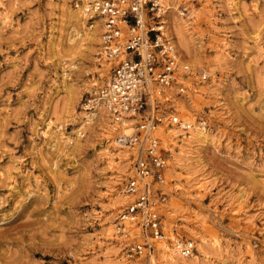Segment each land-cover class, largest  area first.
I'll list each match as a JSON object with an SVG mask.
<instances>
[{
	"label": "rangeland",
	"instance_id": "374dc122",
	"mask_svg": "<svg viewBox=\"0 0 264 264\" xmlns=\"http://www.w3.org/2000/svg\"><path fill=\"white\" fill-rule=\"evenodd\" d=\"M171 2L168 30L197 89L180 116L204 118L210 140L191 138L184 162L183 142L160 132L163 230L171 244L193 241L187 262L264 264V0ZM78 3L0 0V264H163L159 242L150 260L126 255L139 226L117 231L135 158L116 143L117 125L101 111L75 133L109 68L97 21L96 37L83 39ZM173 20L186 28L185 47Z\"/></svg>",
	"mask_w": 264,
	"mask_h": 264
},
{
	"label": "built area",
	"instance_id": "2783aa9c",
	"mask_svg": "<svg viewBox=\"0 0 264 264\" xmlns=\"http://www.w3.org/2000/svg\"><path fill=\"white\" fill-rule=\"evenodd\" d=\"M83 8L89 24L99 23V59L109 66L104 82L83 106L93 117L100 109L107 111L119 128L116 143L135 154L133 174L122 189L128 200L117 230L128 236L123 221H133L141 228V238L126 245V255L150 260L156 244L165 242L187 256L193 241L169 243L161 221L167 150L161 146L159 128L175 125L188 131L194 123L207 125L202 117L189 122L180 116V102L197 89L189 85L190 66L179 61L168 30L169 0H85ZM206 78L202 73L201 79Z\"/></svg>",
	"mask_w": 264,
	"mask_h": 264
},
{
	"label": "bare ground",
	"instance_id": "6f19581e",
	"mask_svg": "<svg viewBox=\"0 0 264 264\" xmlns=\"http://www.w3.org/2000/svg\"><path fill=\"white\" fill-rule=\"evenodd\" d=\"M171 1V0H170ZM84 2H85V0H81V4L80 3H78V4H76V7H80V10H81V14H80V11H79V14L80 15H78V16H81L82 18H87V15L85 14V12H84V8H83V4H84ZM172 3V2H171ZM173 4V3H172ZM176 4V3H175ZM173 6H174V4L173 5H170V7L171 8H173ZM171 10V9H170ZM176 10V9H175ZM173 12H174V10H173ZM180 13H181V11H180ZM76 16V15H75ZM77 16V17H78ZM177 16V15H176ZM175 17V16H174ZM172 19V18H171ZM176 19V18H175ZM178 19H179V17H178ZM83 20V19H82ZM81 20V21H82ZM180 20V19H179ZM185 20V19H184ZM87 21V20H86ZM171 21V20H170ZM181 21V20H180ZM98 22V21H97ZM172 24L170 25V26H172V30L174 31V35H176V37L178 38V40H179V42L185 47L186 45H187V41H186V34H185V26H183L178 20H173L172 22H171ZM99 24V23H98ZM170 24V23H169ZM187 26V25H186ZM85 29H84V34H85V36H84V38L83 39H86V41L89 39H92L93 37H94V35H95V37H96V34L97 33H95V32H97V30H98V26L97 25H95V24H89V25H85V27H84ZM185 28V29H184ZM175 37V36H174ZM94 39V38H93ZM91 42V41H90ZM97 54H98V52H97ZM94 58V57H93ZM98 58V57H97ZM108 65V64H107ZM182 103H180V105H181ZM180 105H179V107H180ZM184 107V106H183ZM188 108V107H187ZM182 109V108H181ZM180 108H179V110H181ZM83 110L85 111V113H86V115L84 116V118L82 119V121H80V123H79V127H77L76 128V132L75 133H77V135H79L78 133H80V134H82L81 133V128L83 127L82 125H85L84 123H88L91 119H93L94 117V112H91V111H87L86 110V107H85V105L83 106ZM183 110V109H182ZM184 110H186V108L184 109ZM183 110V111H184ZM102 111V114L103 115H109L108 114V112L107 111H105V110H103V109H100V112ZM190 112V111H189ZM82 113V112H81ZM184 113H185V111H184ZM85 117H86V119H85ZM109 119H111L112 120V118L110 117ZM189 122H194V121H192V120H190L189 119ZM50 123H52V121L50 122H48L47 124H46V126H47V129L46 130H44V131H42V133L45 135V134H47L48 133V127H49V124ZM81 123H82V125H81ZM111 126V125H110ZM110 126H109V129H110ZM108 127V126H107ZM193 127H195L194 129H192ZM192 128H190V129H192V130H188V131H184V130H182V129H180L179 127H177V126H175V125H170V126H167V127H160L159 128V135H160V132H161V135H162V137L164 138V140H168V139H170V138H179V140H181L183 143L180 145L181 146V149H180V151L178 152V157H179V161H181V159H182V161H186V160H188V157L190 156V154H188L187 152H186V149L187 148H190V147H192V146H194V145H196V144H194V143H192V140H191V138L192 139H196V141H198L199 143H207V142H209V140H210V133H209V131H208V129H206V127H198L197 125H195V123H194V126H193ZM118 128V127H117ZM112 129H115L114 127L112 128ZM74 130V129H73ZM189 131H190V135H188V133H189ZM118 132H119V130H118ZM71 133V132H70ZM113 133V132H112ZM187 133V134H186ZM81 136V135H80ZM75 137V136H74ZM76 138H77V136H76ZM162 138V139H163ZM59 139L60 140H62L63 142L62 143H64V144H66V142L67 141H69L70 140V136L69 135H67V136H63V132H61V136L59 137ZM72 139V138H71ZM58 141V140H57ZM211 143V142H210ZM179 144V143H178ZM194 144V145H193ZM118 147V146H117ZM121 149L122 148H124V147H121V146H119ZM185 147V148H184ZM125 152H123V153H127V149H123ZM168 150V149H167ZM60 151V150H59ZM129 153V152H128ZM109 155V154H108ZM109 157H111V156H109ZM113 160V158L111 157V160H108V162L109 163H111V161ZM123 223L125 224V230H131L130 232H134L133 230H135V229H137L138 228V226L137 225H135V222H133V221H130V220H124L123 221ZM137 226V227H136ZM136 227V228H135ZM133 228H135V229H133ZM118 231V230H117ZM138 232V231H137ZM131 234V233H130ZM139 235V234H138ZM196 235V234H195ZM132 236V235H131ZM198 237V238H197ZM196 238L197 239H199V249H200V251L199 252H202L204 255L206 254V252H205V243H206V239L203 237V236H201V235H199L198 234V236H197ZM175 241H173L172 243H174V242H176V241H178L179 239H174ZM159 247H157V251H158V253H157V255H159L158 257L161 259H159L160 261H161V263H163V264H194V263H191V262H187L188 260H189V258H191L193 255H192V252L189 254V255H187V256H183V255H181V254H179L175 249H171V247H169L168 245H167V243H165V242H159ZM157 246V245H156ZM161 247V248H160ZM159 248V249H158ZM112 258V257H111ZM153 259H156V257H152ZM158 259V258H157ZM193 259H194V257H193ZM191 260V259H190ZM149 262V261H148ZM151 262H152V260H151ZM157 262V261H156ZM155 262V263H156ZM193 262V261H192Z\"/></svg>",
	"mask_w": 264,
	"mask_h": 264
}]
</instances>
